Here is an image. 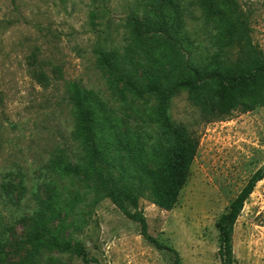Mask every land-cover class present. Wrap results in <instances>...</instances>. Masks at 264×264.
<instances>
[{
    "label": "rangeland",
    "instance_id": "374dc122",
    "mask_svg": "<svg viewBox=\"0 0 264 264\" xmlns=\"http://www.w3.org/2000/svg\"><path fill=\"white\" fill-rule=\"evenodd\" d=\"M144 1L0 0L1 264H223L216 223L264 165V107L206 121L209 108L203 98L212 91L196 95L182 89L169 96L168 118L186 124L198 142L171 209L160 207L148 194L137 204L128 202L126 209L110 197L94 203V189L62 178L54 169L61 149L78 151L66 79L98 90L118 115L122 132H135L148 146L157 142L163 97L144 94L133 103L131 97L126 102L119 93L112 94L94 51L125 45L131 18L143 11ZM189 1L186 30L199 48L228 50L230 38L220 26L233 16L245 22L252 40L264 50V0L185 3ZM77 188L88 195L74 206L61 237L81 244L85 255L57 249L35 252V214L46 209L55 190L66 199ZM141 217L150 238L143 233ZM47 224L54 232L59 223ZM233 245L232 264H264V178L237 219Z\"/></svg>",
    "mask_w": 264,
    "mask_h": 264
},
{
    "label": "trees",
    "instance_id": "16d2710c",
    "mask_svg": "<svg viewBox=\"0 0 264 264\" xmlns=\"http://www.w3.org/2000/svg\"><path fill=\"white\" fill-rule=\"evenodd\" d=\"M185 1L145 0L143 11L131 18L132 28L125 45L94 49L96 65L104 73L112 94L119 93L126 102L131 97L133 103L144 94L163 97L159 111L164 115L156 118L161 126L156 143L148 146L135 132H122L118 115L98 90L77 79L64 82L76 120L78 151L71 154L66 148L61 149L54 169L62 178L94 189V203L110 197L126 209L128 202L137 204L148 194L164 209L176 204L198 147L189 127L183 122H172L166 114L169 96L179 90L188 89L196 95L212 91L211 97L203 98L209 108L206 121L229 116L238 109L264 107V50L252 40L244 28L245 22L233 16L222 21L220 31L230 38L228 50L201 49L186 30V11L191 13L192 2ZM149 159L157 166H151ZM263 178L264 165L253 173L217 220L223 264L233 263L235 224ZM87 195V191L83 195L77 188L72 197L62 199L57 189L48 197L46 209L35 214L36 223L31 231L35 252L57 249L85 255L84 247L62 238L61 231L70 223L68 218L75 212L74 206ZM138 220L143 233L150 238L146 220ZM51 221L59 223L54 232L47 224Z\"/></svg>",
    "mask_w": 264,
    "mask_h": 264
}]
</instances>
